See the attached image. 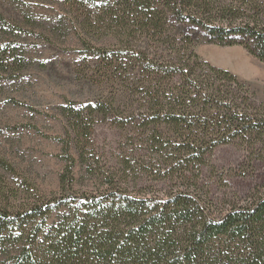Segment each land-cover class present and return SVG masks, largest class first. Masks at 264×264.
<instances>
[{"label": "trees", "instance_id": "16d2710c", "mask_svg": "<svg viewBox=\"0 0 264 264\" xmlns=\"http://www.w3.org/2000/svg\"><path fill=\"white\" fill-rule=\"evenodd\" d=\"M70 4L85 27L93 16L116 32L120 48L99 58L110 60L113 74V63L127 64L128 122L172 141L169 179L179 184L163 196H140L117 191L109 179V187L73 201L50 224L48 202L14 205L0 195V264H264V192L234 197L219 211L190 169L226 144L263 157L264 104L192 48L236 44L264 62V0ZM8 50L0 47V67L11 62ZM87 107L90 115L102 111L101 104ZM73 120V129L85 132L81 115Z\"/></svg>", "mask_w": 264, "mask_h": 264}, {"label": "rangeland", "instance_id": "374dc122", "mask_svg": "<svg viewBox=\"0 0 264 264\" xmlns=\"http://www.w3.org/2000/svg\"><path fill=\"white\" fill-rule=\"evenodd\" d=\"M75 9L70 0H0V47L7 45L11 60L0 67V195L14 205L48 202L49 224L109 179L117 191L140 196H163L179 184L169 179L172 141L128 122L127 64L113 63V74L110 60L99 58L120 48L116 32L93 16L85 27ZM192 49L264 104V62L236 44L202 41ZM94 104L102 111L90 115ZM78 114L85 132L73 129ZM162 152H170L167 160ZM207 157L190 169L219 211L234 197L264 192V154L226 144Z\"/></svg>", "mask_w": 264, "mask_h": 264}]
</instances>
